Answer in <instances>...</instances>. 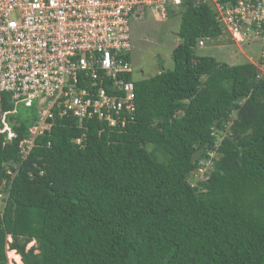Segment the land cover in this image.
I'll return each instance as SVG.
<instances>
[{
    "label": "trees",
    "instance_id": "16d2710c",
    "mask_svg": "<svg viewBox=\"0 0 264 264\" xmlns=\"http://www.w3.org/2000/svg\"><path fill=\"white\" fill-rule=\"evenodd\" d=\"M176 15L173 67L133 82L124 128L55 117L25 154L37 110L8 114L0 264L7 250L22 264H264V72L197 54L223 33L209 4L183 0Z\"/></svg>",
    "mask_w": 264,
    "mask_h": 264
},
{
    "label": "built area",
    "instance_id": "2783aa9c",
    "mask_svg": "<svg viewBox=\"0 0 264 264\" xmlns=\"http://www.w3.org/2000/svg\"><path fill=\"white\" fill-rule=\"evenodd\" d=\"M182 1L0 0V97L7 93L12 104L11 110H0V132L14 136L7 116L19 106L37 110L33 137L20 141L25 154L55 117L95 118L111 129L133 122L130 24L148 10L165 21L168 8ZM194 3L209 4L235 44L264 42V0ZM263 42L259 59L250 60L257 67L263 64Z\"/></svg>",
    "mask_w": 264,
    "mask_h": 264
},
{
    "label": "rangeland",
    "instance_id": "374dc122",
    "mask_svg": "<svg viewBox=\"0 0 264 264\" xmlns=\"http://www.w3.org/2000/svg\"><path fill=\"white\" fill-rule=\"evenodd\" d=\"M178 28L179 16L176 15L163 21L151 10L146 12L144 18L131 22V42H133L130 60L134 80L150 77L161 69H172L171 51L178 41ZM224 31L223 29V33L215 39L204 40L203 46H197V54L209 55L228 64H240L259 59L263 41H252L237 45ZM258 67L262 72L264 71V64L263 67L261 65H258ZM208 165L209 163L206 160L201 162V167L198 169L197 175L192 178V183H195L198 178L205 177L204 171ZM1 186L2 184H0ZM33 244L34 241H31L27 247ZM8 252L9 250L6 252L7 264H22V262L19 263L9 256Z\"/></svg>",
    "mask_w": 264,
    "mask_h": 264
},
{
    "label": "bare ground",
    "instance_id": "6f19581e",
    "mask_svg": "<svg viewBox=\"0 0 264 264\" xmlns=\"http://www.w3.org/2000/svg\"><path fill=\"white\" fill-rule=\"evenodd\" d=\"M8 253H9V256L13 257V259L17 260L19 263L21 262L19 255L15 251L9 250Z\"/></svg>",
    "mask_w": 264,
    "mask_h": 264
}]
</instances>
